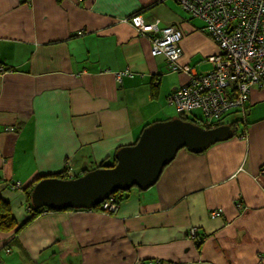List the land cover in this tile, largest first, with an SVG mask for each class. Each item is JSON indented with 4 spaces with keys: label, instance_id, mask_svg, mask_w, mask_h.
I'll list each match as a JSON object with an SVG mask.
<instances>
[{
    "label": "crops",
    "instance_id": "obj_1",
    "mask_svg": "<svg viewBox=\"0 0 264 264\" xmlns=\"http://www.w3.org/2000/svg\"><path fill=\"white\" fill-rule=\"evenodd\" d=\"M139 24L177 26L179 65L210 71L216 46L176 0H0V198L18 224L29 203L14 184L76 178L171 119L168 96L190 76L150 54ZM237 120L232 138L180 150L113 214L48 212L0 233V264H264V87L221 123Z\"/></svg>",
    "mask_w": 264,
    "mask_h": 264
},
{
    "label": "built area",
    "instance_id": "obj_2",
    "mask_svg": "<svg viewBox=\"0 0 264 264\" xmlns=\"http://www.w3.org/2000/svg\"><path fill=\"white\" fill-rule=\"evenodd\" d=\"M176 1L191 17L202 20V30L216 44L217 51L205 59L211 65L210 71L194 74L189 66L179 65L182 33L177 27L159 29L156 25L139 24V29L151 42L152 56H164L171 71L190 76L186 84L168 96L170 105L184 115L200 111L202 125L212 129L230 110H243L251 87H264V0ZM138 20L141 23L140 17L133 23L138 24ZM5 71L0 65V75ZM232 84L236 85V94L228 92ZM260 175L264 176V168ZM13 189L22 190L21 183L14 184ZM98 206V211L108 214L118 209L112 196ZM221 213V209L212 210L210 217L216 218ZM196 231V227H191L188 237H196ZM5 252L8 254L10 250L7 248Z\"/></svg>",
    "mask_w": 264,
    "mask_h": 264
},
{
    "label": "water",
    "instance_id": "obj_3",
    "mask_svg": "<svg viewBox=\"0 0 264 264\" xmlns=\"http://www.w3.org/2000/svg\"><path fill=\"white\" fill-rule=\"evenodd\" d=\"M233 135L228 125L204 128L177 117L152 123L134 144L115 153L113 167L96 168L74 179L49 177L35 183L31 205L53 211L91 210L117 191L132 187L145 191L152 187L180 150L199 154Z\"/></svg>",
    "mask_w": 264,
    "mask_h": 264
},
{
    "label": "trees",
    "instance_id": "obj_4",
    "mask_svg": "<svg viewBox=\"0 0 264 264\" xmlns=\"http://www.w3.org/2000/svg\"><path fill=\"white\" fill-rule=\"evenodd\" d=\"M228 92L230 94H236V85L232 84L230 87H228ZM240 110L241 109L230 110L228 114L224 115V117L220 120V122L218 121L217 126L224 125L221 123V121H223L226 116L231 115L233 112L238 113V111H240ZM177 114H178L177 118H180L183 121H191L197 125L202 126V117H200V118L199 117L189 118L187 115L180 114L178 112H177ZM240 121L241 120H237V121H233V122L231 121V122H228V124L227 123L226 124L228 126H230L231 129L235 130L237 123ZM120 148H117L115 150V152L113 154L112 162H102L98 168L113 167L116 163L115 153ZM49 177L50 178H59L62 180L66 179L65 173L62 172V173H58V174H54V175L40 176V177L35 179V183H37L38 181H40L42 179L49 178ZM132 188H135V189H132ZM132 188L128 191H117L111 195L112 199L116 203V205H120L122 202L126 201L132 190H139L136 187H132ZM31 190L32 189L30 187L23 189L25 199H26V203H29V204L31 203ZM29 204L27 206V211H28L27 218L23 222L18 224L16 222L15 218L13 217L12 213H11L10 206H9L8 202L0 198V233L7 234L9 237H15L24 228H26L34 219H36L38 216H40L44 213H48V212H61V211H53V210L47 209V208H34L31 204L30 205ZM99 209H100V206H96L95 208L92 209V211H98ZM65 211H89V210H72V209H69V210H65Z\"/></svg>",
    "mask_w": 264,
    "mask_h": 264
},
{
    "label": "rangeland",
    "instance_id": "obj_5",
    "mask_svg": "<svg viewBox=\"0 0 264 264\" xmlns=\"http://www.w3.org/2000/svg\"><path fill=\"white\" fill-rule=\"evenodd\" d=\"M214 43V42H213ZM215 44V43H214ZM215 46H216V44H215ZM165 112H166V117L167 118H171V119H173V118H176L177 117V112H176V110H175V108L173 107V106H167L166 108H165V110H164ZM187 116L189 117V118H191V117H193V118H195V117H201V113L199 112V111H194V112H192V113H190V114H187ZM237 117V113H234L233 115L231 114V115H228V116H226V118H231V117ZM233 130V129H232ZM132 189H135V188H132ZM31 204V203H30ZM209 216H210V213H209ZM211 218V217H210ZM197 233V232H196ZM198 234H196V236H197Z\"/></svg>",
    "mask_w": 264,
    "mask_h": 264
},
{
    "label": "clouds",
    "instance_id": "obj_6",
    "mask_svg": "<svg viewBox=\"0 0 264 264\" xmlns=\"http://www.w3.org/2000/svg\"><path fill=\"white\" fill-rule=\"evenodd\" d=\"M170 26H175V25H170ZM165 27H167V26H165ZM165 27H163V28H165ZM175 27H177V26H175ZM178 28V27H177ZM162 29V28H161ZM179 29V28H178ZM180 30V29H179ZM182 33V32H181ZM208 36V35H207ZM182 39V38H181ZM180 42H181V40H180ZM179 45H180V43H179ZM164 57V56H163ZM202 127H204L203 125H202ZM218 127V126H217ZM205 128V127H204ZM216 128V127H215ZM135 143V142H134ZM98 168V167H97ZM94 170V169H93ZM87 173V172H86ZM85 174V173H84ZM83 174H81L80 176H82ZM80 176H78V177H80ZM77 178V177H76ZM68 179H74V178H67L66 177V179L65 180H68ZM24 188H22V190H23ZM118 207H119V205H118ZM89 211H92V209L91 210H89ZM197 232V231H196ZM187 236H188V231H187ZM195 238V237H194ZM194 238H190V239H194Z\"/></svg>",
    "mask_w": 264,
    "mask_h": 264
}]
</instances>
